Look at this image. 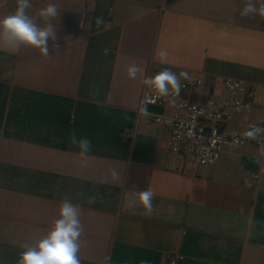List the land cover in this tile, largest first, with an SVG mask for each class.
Returning a JSON list of instances; mask_svg holds the SVG:
<instances>
[{
	"label": "crops",
	"instance_id": "crops-1",
	"mask_svg": "<svg viewBox=\"0 0 264 264\" xmlns=\"http://www.w3.org/2000/svg\"><path fill=\"white\" fill-rule=\"evenodd\" d=\"M245 2L31 0L30 16L60 9L50 21L59 48L0 50V264L51 230L65 197L81 205L80 264H164L175 253L178 264H264V146L226 148L194 171L172 166L166 130L137 114L144 75L167 68L200 79L205 98L243 80L264 121V17L240 16ZM16 7L0 0V18ZM132 64L143 75L130 79ZM73 131L90 139L86 157ZM148 188L151 213L131 203Z\"/></svg>",
	"mask_w": 264,
	"mask_h": 264
},
{
	"label": "clouds",
	"instance_id": "clouds-1",
	"mask_svg": "<svg viewBox=\"0 0 264 264\" xmlns=\"http://www.w3.org/2000/svg\"><path fill=\"white\" fill-rule=\"evenodd\" d=\"M31 0H17V7L14 12L0 18V50L9 51L15 54L21 47L28 46L38 49L43 56L50 54L51 48L58 50L59 45L56 41V26L50 21L59 17L60 9L55 3H48L45 7L39 9L35 16L28 14L31 8ZM239 15L246 17L250 14H257L264 17V0H260V6L257 7L253 0H246L242 8L237 9ZM42 19L43 26L37 23V19ZM105 21L102 17H97L95 25L99 28ZM221 36L227 35L224 32ZM107 50H105V54ZM161 63L166 62L167 52L158 53ZM144 70L132 64L127 68V75L130 79H135L137 74L143 75ZM181 79H189L186 71L179 74L169 69H164L154 76L144 75L143 85L150 90L157 92L160 96H168L170 91L179 94L181 90ZM140 113L144 116L151 115L147 108L141 106ZM247 138L257 139L264 136V127H252L244 133ZM69 142L79 149L78 155L86 157L91 150V141L87 136H78L73 131L69 136ZM154 192L151 188L136 194V199L131 203L143 206L147 213L153 212ZM96 200L95 196L89 197L87 203L92 204ZM80 204H74L65 197L61 201L58 212V218L53 222L50 231L47 232L34 245L24 247L20 253L17 264H80L78 252L80 249V237L83 233V225L80 221ZM141 264H148L142 261Z\"/></svg>",
	"mask_w": 264,
	"mask_h": 264
},
{
	"label": "built area",
	"instance_id": "built-area-1",
	"mask_svg": "<svg viewBox=\"0 0 264 264\" xmlns=\"http://www.w3.org/2000/svg\"><path fill=\"white\" fill-rule=\"evenodd\" d=\"M179 94L170 91L168 96H160L144 85L140 94L137 114L141 116V106L151 115L146 122L162 127L167 132L166 148L171 165L187 164L192 171L200 166H214L226 148H240L247 145L264 146V136L253 140L244 133L252 127H264V121L253 119L256 99L247 84L240 79H223L225 97L213 100L203 99L202 81L189 78L181 81ZM152 107L164 112L154 113ZM171 109L170 112L165 110ZM144 116V115H142ZM258 174H251L252 180ZM184 256L178 253L169 255L164 264H178Z\"/></svg>",
	"mask_w": 264,
	"mask_h": 264
},
{
	"label": "rangeland",
	"instance_id": "rangeland-1",
	"mask_svg": "<svg viewBox=\"0 0 264 264\" xmlns=\"http://www.w3.org/2000/svg\"><path fill=\"white\" fill-rule=\"evenodd\" d=\"M213 100L219 98V96L217 94H214L212 97H211Z\"/></svg>",
	"mask_w": 264,
	"mask_h": 264
},
{
	"label": "trees",
	"instance_id": "trees-1",
	"mask_svg": "<svg viewBox=\"0 0 264 264\" xmlns=\"http://www.w3.org/2000/svg\"><path fill=\"white\" fill-rule=\"evenodd\" d=\"M203 99H205V97H203Z\"/></svg>",
	"mask_w": 264,
	"mask_h": 264
}]
</instances>
